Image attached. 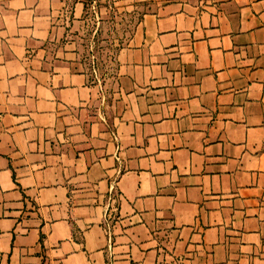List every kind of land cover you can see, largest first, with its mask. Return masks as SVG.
Returning <instances> with one entry per match:
<instances>
[{"label":"crops","instance_id":"0c3cea01","mask_svg":"<svg viewBox=\"0 0 264 264\" xmlns=\"http://www.w3.org/2000/svg\"><path fill=\"white\" fill-rule=\"evenodd\" d=\"M113 2L108 92L87 0H0V264H264V0Z\"/></svg>","mask_w":264,"mask_h":264},{"label":"rangeland","instance_id":"374dc122","mask_svg":"<svg viewBox=\"0 0 264 264\" xmlns=\"http://www.w3.org/2000/svg\"><path fill=\"white\" fill-rule=\"evenodd\" d=\"M142 13L140 8L123 9L113 0H87L85 21L73 32L80 60L108 92L116 83V54L136 29Z\"/></svg>","mask_w":264,"mask_h":264}]
</instances>
